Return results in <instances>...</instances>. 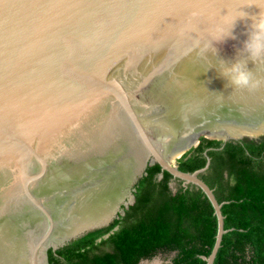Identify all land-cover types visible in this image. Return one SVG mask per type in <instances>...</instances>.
<instances>
[{"label": "water", "instance_id": "1", "mask_svg": "<svg viewBox=\"0 0 264 264\" xmlns=\"http://www.w3.org/2000/svg\"><path fill=\"white\" fill-rule=\"evenodd\" d=\"M252 0H0V264H50L58 251L125 216L159 165L214 190L179 160L203 138H264V88L233 89L213 32L242 10L217 60H246ZM264 80V60H248ZM162 176V175H161Z\"/></svg>", "mask_w": 264, "mask_h": 264}, {"label": "trees", "instance_id": "2", "mask_svg": "<svg viewBox=\"0 0 264 264\" xmlns=\"http://www.w3.org/2000/svg\"><path fill=\"white\" fill-rule=\"evenodd\" d=\"M206 152L211 164L202 179L219 203H225L228 230L215 264H264V138L225 145L203 138L179 160V169L193 173L204 168ZM161 173L159 165L149 167L125 216L56 252L50 250V264H140L159 254L174 255L172 264H207L203 257L210 256L218 232L211 202L195 187L173 193L172 175L163 172L158 180Z\"/></svg>", "mask_w": 264, "mask_h": 264}, {"label": "clouds", "instance_id": "3", "mask_svg": "<svg viewBox=\"0 0 264 264\" xmlns=\"http://www.w3.org/2000/svg\"><path fill=\"white\" fill-rule=\"evenodd\" d=\"M256 7L259 13L251 16V24L248 29V38L244 41L243 51L248 54V59H237L234 62L217 60V49L215 43H223L229 38L235 39L233 29L238 21L248 17V13L241 11L232 18L225 19L223 23L213 32L211 36V47L214 50L216 68L219 75L225 78L234 90L244 89L254 92L264 88V80L256 78L251 69L248 68V60L255 62L264 60V0H252L247 8Z\"/></svg>", "mask_w": 264, "mask_h": 264}, {"label": "flooded vegetation", "instance_id": "4", "mask_svg": "<svg viewBox=\"0 0 264 264\" xmlns=\"http://www.w3.org/2000/svg\"><path fill=\"white\" fill-rule=\"evenodd\" d=\"M207 153V152H206ZM162 175V176H161ZM225 176L227 177V175L225 174ZM164 177V173L162 171L161 174H159L157 176L158 180H161ZM189 187H194L192 185L185 187L183 181L179 180V179H175L173 176L171 178L170 181V189L172 190L173 193H175L179 188H184L187 189ZM196 188V187H195ZM197 189V188H196ZM118 226L114 228L113 231H111L110 233H108L107 235H105L104 238H107L109 235H111L114 231L118 230ZM100 241V240H99ZM158 256H162L164 259H166L168 261V264H172V258L174 257V255H167V254H159ZM156 258V257H155ZM155 258L150 259V260H144L142 261L140 264H142L143 262H148V261H153Z\"/></svg>", "mask_w": 264, "mask_h": 264}, {"label": "rangeland", "instance_id": "5", "mask_svg": "<svg viewBox=\"0 0 264 264\" xmlns=\"http://www.w3.org/2000/svg\"><path fill=\"white\" fill-rule=\"evenodd\" d=\"M142 264H168V261L162 256H157L153 261L143 262Z\"/></svg>", "mask_w": 264, "mask_h": 264}]
</instances>
